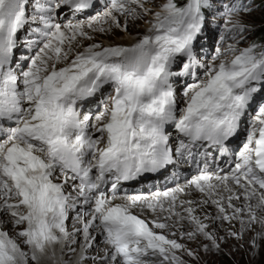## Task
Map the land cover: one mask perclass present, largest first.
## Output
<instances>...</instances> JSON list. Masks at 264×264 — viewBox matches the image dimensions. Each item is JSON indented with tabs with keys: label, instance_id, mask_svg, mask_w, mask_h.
Returning a JSON list of instances; mask_svg holds the SVG:
<instances>
[{
	"label": "snow or ice",
	"instance_id": "obj_1",
	"mask_svg": "<svg viewBox=\"0 0 264 264\" xmlns=\"http://www.w3.org/2000/svg\"><path fill=\"white\" fill-rule=\"evenodd\" d=\"M0 264H264V0H0Z\"/></svg>",
	"mask_w": 264,
	"mask_h": 264
},
{
	"label": "rangeland",
	"instance_id": "obj_2",
	"mask_svg": "<svg viewBox=\"0 0 264 264\" xmlns=\"http://www.w3.org/2000/svg\"><path fill=\"white\" fill-rule=\"evenodd\" d=\"M120 35H122V34H120ZM257 35H259V33H258ZM214 45H215V40H214V39H209V45H208V41H207V42H206L205 50H207V52H209L210 50H208V48L210 49V48L213 47V49H214V47H215ZM208 58H209V59L211 58V53H209ZM105 92H106V90H105ZM99 99H100V97H99ZM96 112H98V111H96ZM151 194H152V193H151ZM148 195H150V194H148Z\"/></svg>",
	"mask_w": 264,
	"mask_h": 264
},
{
	"label": "bare ground",
	"instance_id": "obj_3",
	"mask_svg": "<svg viewBox=\"0 0 264 264\" xmlns=\"http://www.w3.org/2000/svg\"><path fill=\"white\" fill-rule=\"evenodd\" d=\"M95 99H96V98H95ZM95 99H94V100H95ZM94 100H93V101H94ZM93 101H92V102H93ZM86 107H87V105L85 106V108H86Z\"/></svg>",
	"mask_w": 264,
	"mask_h": 264
}]
</instances>
